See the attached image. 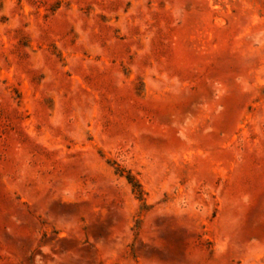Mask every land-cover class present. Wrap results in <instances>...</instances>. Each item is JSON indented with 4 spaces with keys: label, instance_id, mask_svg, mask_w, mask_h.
<instances>
[{
    "label": "rangeland",
    "instance_id": "obj_1",
    "mask_svg": "<svg viewBox=\"0 0 264 264\" xmlns=\"http://www.w3.org/2000/svg\"><path fill=\"white\" fill-rule=\"evenodd\" d=\"M0 264H264V0H0Z\"/></svg>",
    "mask_w": 264,
    "mask_h": 264
}]
</instances>
